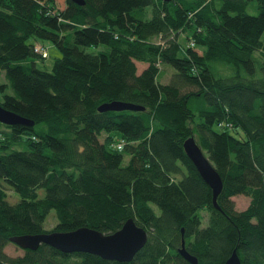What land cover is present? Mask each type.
Returning a JSON list of instances; mask_svg holds the SVG:
<instances>
[{"label": "trees", "instance_id": "trees-1", "mask_svg": "<svg viewBox=\"0 0 264 264\" xmlns=\"http://www.w3.org/2000/svg\"><path fill=\"white\" fill-rule=\"evenodd\" d=\"M254 1L256 12L250 0H0V104L32 120L0 121V264H223L233 248L241 264H264V0ZM37 39L60 51L50 70L36 65L47 54ZM112 99L143 108L97 109ZM188 135L221 177L218 208ZM237 193L249 196L240 209ZM128 217L147 238L126 261L45 242L4 250L14 234L110 232ZM182 238L196 263L178 252Z\"/></svg>", "mask_w": 264, "mask_h": 264}, {"label": "water", "instance_id": "water-1", "mask_svg": "<svg viewBox=\"0 0 264 264\" xmlns=\"http://www.w3.org/2000/svg\"><path fill=\"white\" fill-rule=\"evenodd\" d=\"M74 1L79 4L84 2V0ZM124 108L140 109L143 108V105L112 99L103 101L97 106L98 110ZM0 121L7 124L32 123V120L5 108L2 104H0ZM182 146L200 176L210 186L213 205L218 208L216 196L222 188L219 173L192 135H188L182 140ZM146 238V230L136 224L131 217L126 218L118 228L110 232H103L94 227L81 225L69 230L52 229L9 236L10 241L21 248H35L39 242H45L64 252L87 251L117 261L131 259L134 253L142 247ZM178 252L189 262L196 263V257L186 250L183 238L178 246ZM223 264H241L235 248L231 250Z\"/></svg>", "mask_w": 264, "mask_h": 264}, {"label": "rangeland", "instance_id": "rangeland-1", "mask_svg": "<svg viewBox=\"0 0 264 264\" xmlns=\"http://www.w3.org/2000/svg\"><path fill=\"white\" fill-rule=\"evenodd\" d=\"M254 4H255V1L250 0L248 7H247V10L249 12H256L257 11ZM153 40L154 41L159 40L158 36L157 35L154 36ZM37 41L40 43H43L47 47V54L43 58L36 57L35 58L36 65L40 68H45V69L50 70L54 58L56 56L60 55V51L57 48V46L53 42H51L50 40L37 39ZM135 63H136L137 71H139L146 64L145 62L139 61V60H135ZM160 66L163 69V74H162L160 80L161 81H167L172 69L167 65L161 64ZM5 80L6 79L3 76V71L0 70V82L5 81ZM4 91L10 92V88H6ZM1 98H2V92H0V99ZM3 128H4V126L0 125V129H3ZM102 136H103V134L100 135V138H102ZM128 156L129 155L127 153H125L123 155V162L127 161ZM5 189H6V192L8 193L6 196V199L9 202H14L19 198L18 193L15 192L9 186H5ZM38 194L39 195L43 194V188L42 187L38 188ZM231 198L233 200L234 207L237 209L243 208L248 203V200H249V196L246 194H243V193L234 194L231 196ZM206 216H207L206 213L203 211L202 225L206 221L205 220ZM56 221H57V219H56L55 214H54V209L50 208L46 214L45 219H44V223H43L44 227L50 228ZM4 250L11 255L19 254L22 252V248L19 247L18 245H16L14 242H11V241L6 243V245L4 246Z\"/></svg>", "mask_w": 264, "mask_h": 264}, {"label": "built area", "instance_id": "built-area-1", "mask_svg": "<svg viewBox=\"0 0 264 264\" xmlns=\"http://www.w3.org/2000/svg\"><path fill=\"white\" fill-rule=\"evenodd\" d=\"M192 42V41H191ZM34 49L41 52L43 55L46 54V48H44L42 46V44H40L39 42L38 43H35V46H34ZM117 146H120V143H117Z\"/></svg>", "mask_w": 264, "mask_h": 264}]
</instances>
